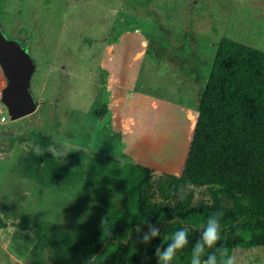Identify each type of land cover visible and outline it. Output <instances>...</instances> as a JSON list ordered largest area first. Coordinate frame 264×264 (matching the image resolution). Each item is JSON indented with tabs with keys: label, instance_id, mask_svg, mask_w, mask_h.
Here are the masks:
<instances>
[{
	"label": "rangeland",
	"instance_id": "obj_1",
	"mask_svg": "<svg viewBox=\"0 0 264 264\" xmlns=\"http://www.w3.org/2000/svg\"><path fill=\"white\" fill-rule=\"evenodd\" d=\"M0 32L24 45L32 59L29 93L36 103L31 115L15 121L0 104L6 117L0 123V151H7L0 158V264H35L29 251L37 230L54 236L63 252L83 249L101 221L120 207L121 190L89 165L93 156H128L122 133L114 128L117 112L119 125L136 127L142 162L127 157L130 163L151 165L143 166L150 170L143 187L149 203H212L208 187H185L181 199L165 180L181 171L196 117L194 110L172 103L180 105L189 96L177 80L197 84L198 91L221 38L264 52V0H0ZM126 34L134 36L121 40L106 65L107 46ZM139 37L176 75L161 64L155 73L147 69L135 40ZM146 78L156 86L149 90L155 97L142 93L146 87L140 82ZM118 79L122 99L115 91ZM134 87L141 88L143 98L129 96ZM110 92L119 95L124 108L110 99ZM104 97L109 115L93 119L91 112ZM34 137L66 143L72 153L64 161L53 160L51 153L39 156ZM233 253L238 264H264L261 248ZM42 254L43 264H56L48 248ZM190 259L176 256L172 264H190ZM144 264H157L156 257Z\"/></svg>",
	"mask_w": 264,
	"mask_h": 264
},
{
	"label": "trees",
	"instance_id": "obj_2",
	"mask_svg": "<svg viewBox=\"0 0 264 264\" xmlns=\"http://www.w3.org/2000/svg\"><path fill=\"white\" fill-rule=\"evenodd\" d=\"M107 101L104 97L91 112L93 119L109 115ZM197 101L181 171L178 176L165 175V180L173 191L181 185L208 187L211 204H151L143 193L150 175L147 167L133 165L124 156L121 160L93 156L89 164L93 172L121 190L120 207L101 221L83 249L63 252L54 236L37 230L29 251L31 261L43 264L42 250L48 248L56 264H144L155 256L157 247L163 246L162 240L187 225L191 228L189 243L176 255L181 261L191 256L208 215L219 209H223L224 216L218 247L222 245L228 251L264 250V52L227 38L219 39L204 83L197 91ZM34 139L41 147L50 145L48 138ZM6 155L7 151H0V158ZM173 216L175 224L169 223ZM145 219L161 232V237L148 245L135 232L137 223ZM142 231L146 232L147 227Z\"/></svg>",
	"mask_w": 264,
	"mask_h": 264
},
{
	"label": "clouds",
	"instance_id": "obj_3",
	"mask_svg": "<svg viewBox=\"0 0 264 264\" xmlns=\"http://www.w3.org/2000/svg\"><path fill=\"white\" fill-rule=\"evenodd\" d=\"M37 155L43 156L45 153H51L53 160H65L72 153L69 145L66 143H52L43 147L36 146ZM176 195L183 199L186 191L183 185L178 186ZM224 216L223 209L213 211L201 227L199 239L195 241L191 248L190 264H238V257L224 246H217L222 239L221 218ZM176 223L175 216L169 221ZM147 231H142L143 227ZM131 231V230H130ZM191 228L187 225L171 233L169 238L162 240L161 247L155 250L157 264H172L176 255L182 251L189 243V232ZM135 232L139 235L141 242L148 245L152 240L161 237L158 227L152 225L145 219L142 223H137ZM211 250V251H210ZM94 258H90L93 260Z\"/></svg>",
	"mask_w": 264,
	"mask_h": 264
},
{
	"label": "water",
	"instance_id": "obj_4",
	"mask_svg": "<svg viewBox=\"0 0 264 264\" xmlns=\"http://www.w3.org/2000/svg\"><path fill=\"white\" fill-rule=\"evenodd\" d=\"M0 71L5 80V86L0 91V104L5 108L8 119L15 121L31 115L36 109L29 93L33 61L24 48L4 38L1 32Z\"/></svg>",
	"mask_w": 264,
	"mask_h": 264
},
{
	"label": "crops",
	"instance_id": "obj_5",
	"mask_svg": "<svg viewBox=\"0 0 264 264\" xmlns=\"http://www.w3.org/2000/svg\"><path fill=\"white\" fill-rule=\"evenodd\" d=\"M127 36H134V34H126V35L120 36L119 39H118L119 41L115 42L114 44H112L110 46L109 45L107 46L106 51H104V55H105L104 61H105L106 65H108L107 64L108 63V59H113V57H114L113 55H114V53L116 51V47L117 46H120L119 44H121L122 41H124V38H126ZM139 38H136L135 40L138 41V45H139V49H140L139 50V54L141 53L140 55L142 56L141 61L143 62L144 59H145V61L147 60V63H148L147 69L149 70V68L150 69L153 68L154 73H155L156 70H157V68H158V66H159V64H161L164 67V69L165 70H168L169 73H170V75L172 76L175 73V71L173 69L171 70L166 65V63L160 62L157 58H155L153 56L152 51L149 49V47L147 45V41L144 40V38H142V37L140 39ZM153 70H149V71L151 72ZM111 73H113V72H111ZM110 75H111L110 74V69H108V76L110 77ZM175 75H176V73H175ZM153 76H154V74H153ZM116 81H117V85H118L119 88H118V90H115V91H116V93L118 92L119 95L121 93L120 96H121V99H122V94L124 93V88H123V85L120 83V79H118ZM178 82L180 83V85H179L180 87L183 84L184 88L189 93V96L186 95V97H185L186 101L185 102H181L180 105H178V102H176V103L172 102V103L175 104V105H177V108L179 110H182V109H185V110H194L195 111L194 114H193V116H194L196 114V112H197V105H198V101L196 100V97H197V91L196 90L198 89V87L196 86L197 84L195 85L194 83L192 84V83H189V82H186V81H182V80L181 81L177 80V83ZM140 84H144L143 86L146 87L145 88L146 92H142V93H144V95H147V96H150V97H155V95L153 93L149 92L151 86L154 87V89H156V86L152 85L153 84V81H151V79H147L146 78L143 82H140ZM3 86H5V80H4V78L2 76V73L0 71V91H1V89H2ZM140 91H141V88H137L136 89L134 87V88H131L128 93H129V96L130 97H131V93L137 94L138 96H141V94L138 93ZM119 95H115L114 96V95H111V92H110V99H112L113 101L115 100L116 105L119 104L118 107H121L122 106L124 108V105L121 104V99H120ZM174 96L175 95L172 94V92H171L170 93V97H174ZM140 98H143V97L141 96ZM110 117H111V114H110ZM113 117L116 119V122H115L116 123L115 124L116 127H114L115 130H119L122 133V138L124 140V142L122 143V145H123V147L125 148V150H126V152L128 154L127 157L128 158H131L133 160H136L138 163L139 162H142V161H140L139 157L136 154V153H138V150L136 149V146H135L136 140L134 139L135 136H136V127H135V125H133L134 128H128V127H123V126L119 125L121 123V121L118 118V112ZM130 119H131V117H130ZM123 156H124V154H123ZM147 165L148 166H151L147 162H143V166H147Z\"/></svg>",
	"mask_w": 264,
	"mask_h": 264
},
{
	"label": "built area",
	"instance_id": "obj_6",
	"mask_svg": "<svg viewBox=\"0 0 264 264\" xmlns=\"http://www.w3.org/2000/svg\"><path fill=\"white\" fill-rule=\"evenodd\" d=\"M6 117L3 115V112L0 109V123H3L5 121Z\"/></svg>",
	"mask_w": 264,
	"mask_h": 264
}]
</instances>
